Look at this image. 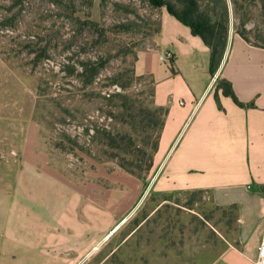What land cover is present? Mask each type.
<instances>
[{
    "label": "rangeland",
    "instance_id": "374dc122",
    "mask_svg": "<svg viewBox=\"0 0 264 264\" xmlns=\"http://www.w3.org/2000/svg\"><path fill=\"white\" fill-rule=\"evenodd\" d=\"M199 2H225L228 33L264 46V0ZM163 11L147 0H0V174L33 198L56 194L81 221L95 214L96 248L79 264H216L235 243L234 212L207 192L150 188L161 116L134 64L155 44ZM68 61L105 64L84 86L63 71ZM102 128L112 139L92 138ZM132 159L139 175L120 166Z\"/></svg>",
    "mask_w": 264,
    "mask_h": 264
},
{
    "label": "crops",
    "instance_id": "0c3cea01",
    "mask_svg": "<svg viewBox=\"0 0 264 264\" xmlns=\"http://www.w3.org/2000/svg\"><path fill=\"white\" fill-rule=\"evenodd\" d=\"M166 54L177 73L159 59ZM209 59L203 40L164 9L155 44L134 64L153 81L154 105L165 110L150 188L204 191L217 207L234 205L235 243L216 264H257L264 234V46L230 32L214 74ZM219 78L243 106L216 88ZM30 192L15 176L0 174V264H79L95 250L88 235L95 214L81 221L56 194L45 190L34 199Z\"/></svg>",
    "mask_w": 264,
    "mask_h": 264
},
{
    "label": "trees",
    "instance_id": "16d2710c",
    "mask_svg": "<svg viewBox=\"0 0 264 264\" xmlns=\"http://www.w3.org/2000/svg\"><path fill=\"white\" fill-rule=\"evenodd\" d=\"M147 2L154 8H164L170 15L175 17L183 25L188 26L194 35H198L203 42L208 46L210 50L209 59V72L214 74L222 60L228 37V12L227 5L223 2L221 5H216L213 8H209V5L202 7L199 0H147ZM159 23L157 27V34L159 32ZM238 34L247 42L249 40L245 36L244 31H238ZM250 43V42H249ZM169 67L173 74L177 73V69L174 68L172 59L168 58ZM105 61H78L76 67L69 65V61L64 64L63 71L65 74L77 73L78 80L84 85L92 84L95 78L98 76L100 70L104 67ZM116 81H113V83ZM153 82V81H152ZM217 87L221 89L222 93L232 98V100L243 106L244 104L239 101L235 95L229 81L219 78L217 79ZM112 83V84H113ZM117 96L115 94H109V97ZM153 96V88H152ZM252 105V104H247ZM154 112L158 113L161 117L158 120V131L156 141L152 146L151 153L149 154V162L146 164L145 169L152 164V152L156 150L159 140V135L163 127V117L165 110L161 107H154ZM107 138L112 139L111 130L102 128L101 130H93L92 138L98 139ZM111 148V143L107 144ZM122 168L132 174H137L142 171L141 165L134 163L133 159L126 163H121ZM139 175V174H137ZM260 190L264 192V186L260 187ZM220 208V207H219ZM222 209H229L234 212V221L236 220L235 206H229Z\"/></svg>",
    "mask_w": 264,
    "mask_h": 264
},
{
    "label": "built area",
    "instance_id": "2783aa9c",
    "mask_svg": "<svg viewBox=\"0 0 264 264\" xmlns=\"http://www.w3.org/2000/svg\"><path fill=\"white\" fill-rule=\"evenodd\" d=\"M168 58H169V54L159 56V59L161 61H166L168 60ZM255 262L257 264H264V234L262 235V238L257 247V254H256Z\"/></svg>",
    "mask_w": 264,
    "mask_h": 264
},
{
    "label": "bare ground",
    "instance_id": "6f19581e",
    "mask_svg": "<svg viewBox=\"0 0 264 264\" xmlns=\"http://www.w3.org/2000/svg\"><path fill=\"white\" fill-rule=\"evenodd\" d=\"M106 237H109V235H107Z\"/></svg>",
    "mask_w": 264,
    "mask_h": 264
}]
</instances>
